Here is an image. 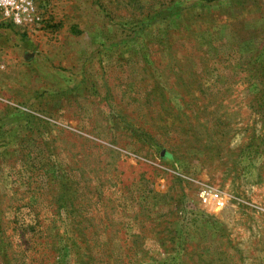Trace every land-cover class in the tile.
Here are the masks:
<instances>
[{
  "label": "rangeland",
  "instance_id": "obj_1",
  "mask_svg": "<svg viewBox=\"0 0 264 264\" xmlns=\"http://www.w3.org/2000/svg\"><path fill=\"white\" fill-rule=\"evenodd\" d=\"M35 2L0 26V264H264V0Z\"/></svg>",
  "mask_w": 264,
  "mask_h": 264
},
{
  "label": "built area",
  "instance_id": "obj_2",
  "mask_svg": "<svg viewBox=\"0 0 264 264\" xmlns=\"http://www.w3.org/2000/svg\"><path fill=\"white\" fill-rule=\"evenodd\" d=\"M44 12L35 0H0V26L40 28L43 27ZM3 69L4 65L0 62V70Z\"/></svg>",
  "mask_w": 264,
  "mask_h": 264
}]
</instances>
